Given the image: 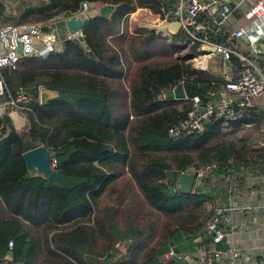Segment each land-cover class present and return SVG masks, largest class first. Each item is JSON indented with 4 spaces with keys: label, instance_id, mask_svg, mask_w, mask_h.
Segmentation results:
<instances>
[{
    "label": "trees",
    "instance_id": "obj_1",
    "mask_svg": "<svg viewBox=\"0 0 264 264\" xmlns=\"http://www.w3.org/2000/svg\"><path fill=\"white\" fill-rule=\"evenodd\" d=\"M84 4L103 6L87 20L84 37L2 70L10 95H30L31 111L22 129L0 114V253L22 264H187L161 258L171 248L194 254L219 196L213 184L236 172L264 173V146L255 144L264 110L236 108L241 117L213 116L201 132L170 137L194 98L211 101L226 83L194 67L199 44L183 30L171 37L129 30L138 9L164 18L173 0H29L9 20L44 22ZM230 62L240 67L237 58ZM179 85L188 100L167 97ZM40 86L58 97L41 104ZM41 145L56 157L57 181L27 169L24 153ZM213 163L200 186L179 190L182 172Z\"/></svg>",
    "mask_w": 264,
    "mask_h": 264
},
{
    "label": "built area",
    "instance_id": "obj_2",
    "mask_svg": "<svg viewBox=\"0 0 264 264\" xmlns=\"http://www.w3.org/2000/svg\"><path fill=\"white\" fill-rule=\"evenodd\" d=\"M174 7L165 12L162 20L169 22H179V30H183L191 44L198 43L201 54L196 57V61L202 56L213 58L221 55L226 62L235 57L240 61L239 70L234 76L229 75L228 70L224 73L226 83L221 87L217 101H208L204 103L200 97L192 100L193 110L189 112L187 120L180 122L169 130L172 138L180 137L184 131L201 132L204 124L209 122L213 116L229 115L231 118L241 117L239 110L246 111L254 108V100L264 98V72L257 66L256 60H264V0L253 2L252 6L245 13V26L235 27L232 24L233 14L240 5H233L231 0H175ZM88 4L74 15L66 16L59 14L52 19L38 23H27L16 25L14 23H5L0 21V91L3 94L7 92L5 104L11 106L17 111H31L29 104L31 97L25 91L17 96L8 93L3 69H15L18 62L25 58L39 57L45 58L49 54L61 50L63 42L84 37V31L71 32L66 22L73 16L87 21L91 14L87 11ZM161 18V17H160ZM218 33L216 41L212 40L210 34ZM247 38V45H242L243 38ZM218 40L222 42H218ZM203 47L212 48L214 53L202 52ZM245 47V51L240 49ZM202 69H205V63L199 62ZM44 88H39L40 94ZM5 90V91H4ZM4 91V92H3ZM184 100H188L185 96ZM264 110V102L261 104ZM264 134V123L262 126ZM264 146V142H259ZM217 164L213 163L197 168L188 169L182 172L193 173L196 180L207 178L215 169ZM264 178V173L262 174ZM180 179V178H179ZM235 177L233 174L225 176L227 186L225 196L228 202L217 204L213 210L210 220L207 222L204 233L211 237L215 244H220L232 235L234 229V213L238 211V205L234 201ZM179 188V183H178ZM221 202V201H219ZM244 210H250L249 205L242 206ZM254 210V207L252 208ZM231 227V229H230ZM9 248H13V241L9 242ZM254 250L263 251L262 257L255 264H264V241L260 247ZM196 258L191 255H181L175 251V248L166 254L168 260L176 257L182 258L187 263L194 261L196 264L221 262L229 259L231 264H236L241 258L242 249L230 247L225 250L212 248H199L196 246ZM0 264H22L14 262L11 252L6 255L0 253Z\"/></svg>",
    "mask_w": 264,
    "mask_h": 264
},
{
    "label": "crops",
    "instance_id": "obj_3",
    "mask_svg": "<svg viewBox=\"0 0 264 264\" xmlns=\"http://www.w3.org/2000/svg\"><path fill=\"white\" fill-rule=\"evenodd\" d=\"M231 1L233 5L241 6L238 10L234 12L233 18H232V24L235 27L245 26L246 24V21L244 19L245 13L252 6L253 2L257 0H231ZM0 3L4 5V16H3L4 18H0V21L5 22V23H12L9 20V18L12 16H19L23 8L29 5V0H0ZM174 5H175V2L172 7H174ZM88 6L91 9L99 10L100 11L99 13H101L103 9V6L99 4H88ZM140 10L144 11L145 9H140ZM137 11L140 12L139 9ZM145 11L150 12V14L152 13L150 10H147V9ZM175 22H169V23L167 21L164 22V20H162V18L160 17H157V20H156V24L158 26L165 27L167 33L169 34H173L170 31V26L172 23H175ZM155 30L157 32H161V30L157 28ZM241 43L242 45H247L248 40H245L243 38ZM240 50L244 51L245 53L247 51V50L245 51V47ZM203 53L206 54L205 52ZM200 61H203L205 63V67H206L205 69H202L199 67L201 66V64L199 63ZM196 62L198 64L196 67L194 66L195 68L199 70L211 72L216 75L224 76V73L228 70V67H229L228 73L231 76L232 75L234 76L235 73L239 70V67L235 66L232 62H229V63L226 62L221 55H216L213 58L202 56ZM256 63H257V66L261 69V71L264 72V60L260 58L256 60ZM219 98L220 96L217 95L212 101H217ZM263 102H264V98L254 100V104H255L254 108L255 109L259 108L263 110V108L261 107V104ZM225 117L232 120L231 116H229L228 114L225 115ZM260 139L261 137L258 138L257 141L262 142V140ZM233 175L235 177L234 180H235V186H236L233 198H234L235 203L238 205L239 209L238 211L234 213V223H233L234 229H233L232 235H229L225 239V241H223L222 243L215 244L211 240V237L203 233V236H199L195 239L196 244H194V247L193 246L192 247L195 249L198 244H201L204 241H207L208 244H205V246L207 247H203V248L225 250V249H229L230 247L234 246L236 248L242 249L241 258L239 261L236 262V264H255L263 255V251L254 250L253 248L260 247L262 242L264 241V178L262 177V174L257 175V176H249L242 172H236V173H233ZM226 186H227V182L225 180L223 181L222 186H219V188L215 187L216 190L218 189L215 192V194L217 196L219 194V196L214 206H216L217 204L223 203V202H228V199H227L228 197L225 196ZM212 189L214 188L211 187L210 190ZM244 205H249L252 208L254 207V210L252 208L250 210H244V208L242 207ZM195 252L194 254L196 255ZM187 254L195 258L192 252H189ZM183 255H186V254H183ZM161 261L162 262L168 261L166 254L161 258ZM194 261L196 262L197 258ZM194 261H189L191 263H187V264H196ZM229 261H230L229 259H226L221 262H213V263L204 262L200 264H231Z\"/></svg>",
    "mask_w": 264,
    "mask_h": 264
},
{
    "label": "water",
    "instance_id": "obj_4",
    "mask_svg": "<svg viewBox=\"0 0 264 264\" xmlns=\"http://www.w3.org/2000/svg\"><path fill=\"white\" fill-rule=\"evenodd\" d=\"M66 25L71 32L76 33L79 31H85L87 21L73 16L66 22ZM178 30L179 22L172 23L170 26V31L173 34H176ZM244 39L247 40L246 37ZM202 51L205 53L215 52L214 49L208 47H203ZM166 95L169 99L183 100L186 96V93L183 86L179 85L175 89L169 91ZM56 97H58L57 92L44 88L40 94V103L45 104L48 100L54 99ZM24 160L32 177H42L52 181H57L59 179L58 174L55 171L56 157L48 150L46 146L41 145L27 151L24 153ZM201 184L202 181L196 180L195 174L185 173L180 177L179 190L183 193H191L195 186H200ZM175 251L178 253L179 249L175 248Z\"/></svg>",
    "mask_w": 264,
    "mask_h": 264
},
{
    "label": "rangeland",
    "instance_id": "obj_5",
    "mask_svg": "<svg viewBox=\"0 0 264 264\" xmlns=\"http://www.w3.org/2000/svg\"><path fill=\"white\" fill-rule=\"evenodd\" d=\"M87 11L89 14H91L92 17L100 14L99 10L91 9V8H89V6L87 8ZM139 11L140 12L137 11V12L131 14V16L129 17L128 23H129V30L130 31L134 32L135 29L138 28L139 26L149 28V29H153V30H155L157 28V29L161 30V32L163 34L171 37V35L169 33H167L165 27H161V26H158L156 24V20H157L158 16H155L152 13L150 14V12L145 11V10L142 11L139 9ZM155 32L157 33L156 30H155ZM168 39H170V38L168 37ZM185 42L186 41L179 42V45H181V44L186 45ZM194 60L192 62H193V65L196 67L198 63ZM7 97L8 96H7L6 91L3 94H1V91H0V100L1 99H3V100L7 99ZM4 101L2 103H0V114L6 113L12 119V121H13V123L17 129L26 128V126H28V120H27L25 112L17 111L16 109L12 108L11 106L6 105ZM261 133H262V131H261ZM262 135H263V139L261 138L260 140H262V142H264V134L262 133ZM259 142L260 141L255 142V144H257V143L259 144ZM214 184H213V186H217V187L221 186L219 181H216Z\"/></svg>",
    "mask_w": 264,
    "mask_h": 264
}]
</instances>
